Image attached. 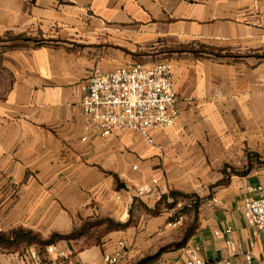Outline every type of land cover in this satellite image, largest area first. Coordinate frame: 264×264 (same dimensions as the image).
I'll use <instances>...</instances> for the list:
<instances>
[{
    "label": "crops",
    "instance_id": "obj_1",
    "mask_svg": "<svg viewBox=\"0 0 264 264\" xmlns=\"http://www.w3.org/2000/svg\"><path fill=\"white\" fill-rule=\"evenodd\" d=\"M4 34L44 42L0 49V230L28 227L46 237L96 215L131 219L99 245L58 241L56 252L68 258L51 253L43 264H104L118 238L126 243L120 264H133L180 241L187 227L177 229L165 202L156 213L145 206L155 209L163 194L204 183L195 233L152 264H187L189 249L231 264L264 257V228L248 225L242 213L264 182V164L213 186L228 162L264 155V0H0ZM201 46L232 55L191 52ZM164 59L172 64L179 115L173 126L152 131L155 145L130 130L105 136L85 128L80 86L95 70ZM153 178L155 191L136 198L134 188ZM228 226L234 247L222 234ZM33 250L45 257L48 246L0 247V264H33Z\"/></svg>",
    "mask_w": 264,
    "mask_h": 264
},
{
    "label": "built area",
    "instance_id": "obj_2",
    "mask_svg": "<svg viewBox=\"0 0 264 264\" xmlns=\"http://www.w3.org/2000/svg\"><path fill=\"white\" fill-rule=\"evenodd\" d=\"M82 116L85 128L108 136L114 132L130 130L139 133L152 145L155 140L152 131L173 126L179 115L177 93L174 89L172 64L169 60L154 62L136 61L112 70H95L80 86ZM85 139V138H83ZM160 147V146H159ZM158 179L151 184L136 186L134 195L142 198L155 191ZM255 195L244 202L242 213L246 223L258 229L264 228V182L253 188ZM214 202L217 201L213 197ZM228 246L234 247L231 226L222 232ZM116 249L103 253L104 264H120L126 243L122 238L116 241ZM56 253L57 259L66 260L68 254L56 252L54 244L48 246L47 255L37 250L31 252L33 264H43L48 254ZM251 262L252 251L245 253ZM187 264H231L222 258L207 261L196 250L189 249ZM253 264H264V257Z\"/></svg>",
    "mask_w": 264,
    "mask_h": 264
},
{
    "label": "trees",
    "instance_id": "obj_3",
    "mask_svg": "<svg viewBox=\"0 0 264 264\" xmlns=\"http://www.w3.org/2000/svg\"><path fill=\"white\" fill-rule=\"evenodd\" d=\"M11 39L23 40V41L32 40L37 42L38 45L44 42V39L32 38L23 35H13ZM18 46H24V44L13 42L8 46H6V48L11 49ZM205 50H212L211 53L212 55H214L213 51H215V48L208 46H201L198 50L191 49V52L194 53L195 55H200L202 53H206ZM221 50L223 49H219L218 51ZM164 51L171 52L172 50H160L159 52H164ZM211 53H206V54H211ZM229 55L232 54H224L223 56H229ZM261 57H264V54ZM227 167H229V165L225 164L223 168V177L219 179L213 186L227 183L229 176L233 173L238 175H246L251 169L250 167L245 168L243 170L232 168V172H230L227 170ZM179 196H182L184 198L190 197V195L186 193L177 190H171L169 194H163L161 196L160 200H158V202L156 203L155 209H149L147 206H145V208L153 213H156L159 211V204L162 202H165L168 208L174 207L175 204L177 203L176 201ZM192 200H193L194 215H195L194 220L187 225L182 239L180 241L160 247L158 251L155 253L146 254L140 257L133 264H152L154 261H156L159 258V256L163 252L170 250L172 248H178L185 245L186 240L195 233L197 212L201 201L199 197L198 198L192 197ZM131 223H132L131 219L122 222L112 219L110 217H101L96 215L93 217H87L83 219L79 225L73 227L68 232L53 231L46 237L41 232L33 230L31 228L16 227L8 231L0 230V247L5 249L6 251L13 252V251H22L23 249L31 245H37L40 248V252H43L47 246L55 244L60 240H71V239H81V238L88 239V243L86 244L87 246L99 245L102 242V238L108 232L113 230L125 229L126 227L130 226Z\"/></svg>",
    "mask_w": 264,
    "mask_h": 264
},
{
    "label": "rangeland",
    "instance_id": "obj_4",
    "mask_svg": "<svg viewBox=\"0 0 264 264\" xmlns=\"http://www.w3.org/2000/svg\"><path fill=\"white\" fill-rule=\"evenodd\" d=\"M13 35L10 34H4L3 36H0V49H4L6 46H8L9 44L13 43V42H21L22 40H12ZM5 42V43H4ZM8 42V43H6ZM5 45H4V44ZM206 53H211L212 50H205ZM212 54V53H211ZM213 54L217 57L222 58L224 54H229L228 52L225 51H213ZM238 54V53H235ZM155 55V54H154ZM152 59L157 60V59H161L160 56H153ZM255 154H249V157L246 161H241L239 163H233V162H228L227 164L229 165V167H227V170L232 172V168L234 169H238V170H243L247 167H256L259 165L264 164V155L263 154H259L256 153ZM223 164V163H222ZM221 164V166L223 167V165ZM221 168V167H220ZM219 168V169H220ZM209 184H207V186L209 187L211 184V180L208 181ZM201 189H196L194 191H190L187 194L190 195L189 198H183L182 196H179L177 199V202H180V204L176 203L174 208H172L170 210V216L171 218H173V220H171L173 223H176V227L177 229H180V231H182L183 228H185L190 222H192L194 220V206H190V205H186L188 204L191 200L192 197L194 198H201L200 194L201 190H203L204 188V183H201ZM136 188V187H135ZM134 188V189H135ZM174 189V188H173ZM164 206V204H162ZM184 211V212H183ZM135 217L137 218V216L139 215L138 213L134 212ZM179 235V233H178ZM88 243V239H84L82 245H86Z\"/></svg>",
    "mask_w": 264,
    "mask_h": 264
}]
</instances>
